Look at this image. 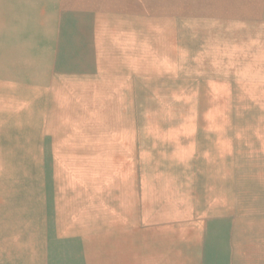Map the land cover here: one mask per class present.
<instances>
[{"label": "rangeland", "instance_id": "rangeland-1", "mask_svg": "<svg viewBox=\"0 0 264 264\" xmlns=\"http://www.w3.org/2000/svg\"><path fill=\"white\" fill-rule=\"evenodd\" d=\"M125 158L161 239L96 227ZM180 234L176 264H264V0H0V264H164Z\"/></svg>", "mask_w": 264, "mask_h": 264}, {"label": "crops", "instance_id": "crops-1", "mask_svg": "<svg viewBox=\"0 0 264 264\" xmlns=\"http://www.w3.org/2000/svg\"><path fill=\"white\" fill-rule=\"evenodd\" d=\"M93 73L92 71H88V70H80L78 74H75V73H72V75H75V76H83V75H88V74H91ZM142 151H144L145 153H150L151 155V152H149L148 149H146L145 147V150H141L140 153H142ZM80 155H82L80 153ZM152 156V155H151ZM164 159H171L169 156L167 157H164ZM124 162L121 161V159L119 160H116L118 164H122V169H121V173L123 171H126V168H127V172L126 173H122V174H117L116 177L113 179L114 183H119L120 179L122 181H125L127 183H129L130 185V189L127 190V192H124L123 195H118L117 192L113 193L111 192V195L110 193L108 195H105L101 198V203H103L104 201L103 200H110L113 204H108V203H103L102 206H101V211L100 212H104L106 215H109L110 216V213H119V211H124L125 210V214L127 216L126 220L122 223V224H119V223H115L113 226L112 224L111 225H108L107 224H102L99 225L97 224L96 227H126V226H132V227H136V225L138 224L139 227L143 228L144 232L143 233V237L144 239H150V238H158V239H161L162 237L160 235H162V232L164 231V229H168L165 224V222L159 220V219H156V216L153 217L151 220L149 221H143L141 220V217L139 216L140 214V211L143 212V213H146V208L144 207L142 209V207H140V204L143 202V204L145 203V200L143 198L144 195L141 194L140 192V189L138 190V194L135 195V186L132 184L133 182L131 180L133 179H136V177L138 178V180L140 181V178H139V174H138V170L136 171V169L133 168V161L132 159H123ZM166 165L168 164V166H180L181 164H175L174 161H172L171 163H167V161L164 162ZM181 167V166H180ZM130 169V170H128ZM121 175V176H119ZM181 175H183V173L181 171H178L177 172V176L179 177V181H183V179H181ZM166 176V175H165ZM172 180H165V183L168 184L169 182H174V184L176 183L175 182V178H171ZM163 192H166L163 190V188H161L159 190V194H162ZM134 194V196H133ZM169 194H172V190L169 191ZM156 198L155 197V201H156ZM97 199H100L99 197H97ZM125 199V200H124ZM122 200H124L123 202H121ZM153 201V200H152ZM191 217V216H190ZM172 226V225H171ZM177 228H180L179 226H176ZM175 230H178L175 228ZM161 237V238H160ZM141 238H142V235H141Z\"/></svg>", "mask_w": 264, "mask_h": 264}, {"label": "bare ground", "instance_id": "bare-ground-1", "mask_svg": "<svg viewBox=\"0 0 264 264\" xmlns=\"http://www.w3.org/2000/svg\"><path fill=\"white\" fill-rule=\"evenodd\" d=\"M108 1V0H107ZM108 3V2H107ZM104 4V3H103ZM50 6V5H49ZM71 10V9H70ZM79 10V9H78ZM98 11V10H97ZM95 13V12H94ZM105 13V12H104ZM96 15H98V14H96ZM98 19H101V18H98ZM105 21V20H104ZM106 22V21H105ZM98 24V23H97ZM101 24V23H100ZM106 25V24H105ZM234 25V24H233ZM70 26H71V24H70ZM240 26V25H239ZM99 27V26H98ZM102 28V27H101ZM106 28V27H105ZM97 29V28H96ZM104 29V28H103ZM95 30V29H94ZM98 30H100V28L98 29ZM38 31V30H37ZM111 32V31H110ZM245 32V31H244ZM112 33V32H111ZM152 33V32H151ZM36 34H38V33H36ZM140 34V33H139ZM115 35V34H114ZM113 35V36H114ZM245 35H246V33H245ZM40 36V35H39ZM110 36H112V35H110ZM138 36V35H137ZM153 36V35H152ZM250 36V35H249ZM115 37V36H114ZM155 37V36H154ZM152 38V37H151ZM251 38V37H250ZM167 39V38H166ZM43 40V39H42ZM138 40V39H137ZM135 41V40H134ZM243 41V40H242ZM248 41H250V40H248ZM247 41V42H248ZM154 42V41H153ZM240 42V41H239ZM94 43V42H93ZM135 43V42H134ZM249 43V42H248ZM133 44V43H132ZM43 45V44H42ZM139 45V44H138ZM243 45V44H242ZM251 45V44H250ZM253 45V44H252ZM109 46V45H108ZM110 46H111V43H110ZM155 46V45H154ZM176 46V45H175ZM33 47H35V46H33ZM39 47V46H38ZM140 47V46H139ZM159 47V46H158ZM250 47V46H249ZM110 48V47H109ZM114 48V47H113ZM129 48V47H128ZM133 48V47H132ZM133 49H135V48H133ZM137 49V48H136ZM30 50V49H29ZM132 50V49H131ZM33 51H35V50H33ZM255 51V50H254ZM95 52V51H94ZM73 53H74V51H73ZM75 54H76V52H75ZM149 56V55H148ZM113 58V57H112ZM114 59V58H113ZM113 62V61H112ZM113 68H115L114 66H113ZM107 70V69H106ZM176 237V236H175ZM174 237V239H168V240H166V239H164V240H161L160 242H162L161 244V246L163 247V248H165V250H169V249H175L179 254H181V257L180 256H178V254H177V256H178V258L176 259V258H169L168 259V257H167V259L166 258H163V263L164 264H173V263H175L176 264V262H179V261H185L186 260V258L184 257V253H185V250H187L186 249V247H187V245H189V243H191V240H189V242H188V240H186L181 234H180V238L182 239V240H177V238H175ZM173 240H175L176 242H175V244H174V242H173ZM184 240V241H183ZM186 240V241H185ZM177 241L179 242V243H181V244H178L177 243ZM177 246V247H174V246ZM193 246V245H192ZM194 249H195V252H196V246L194 245ZM191 254V253H190ZM173 261V262H172ZM69 262H71V261H69ZM71 264H73V263H71Z\"/></svg>", "mask_w": 264, "mask_h": 264}]
</instances>
